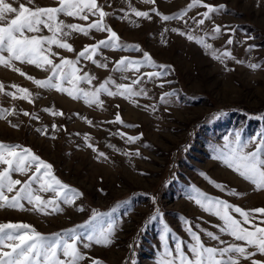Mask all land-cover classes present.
Instances as JSON below:
<instances>
[{
	"label": "rangeland",
	"instance_id": "1",
	"mask_svg": "<svg viewBox=\"0 0 264 264\" xmlns=\"http://www.w3.org/2000/svg\"><path fill=\"white\" fill-rule=\"evenodd\" d=\"M97 2L111 14L105 17V23L117 33L120 41L138 45L141 51L101 49L95 59L106 63L107 67H97L82 59L80 65L96 77L93 85L98 86L108 77L118 84L130 83L135 78L133 72L113 71L115 62L121 57L142 59L144 52L149 53L156 65L165 67H142L140 72L163 71L165 75L152 81L145 77L142 84L135 86L147 92L146 96L134 97L135 104L118 95L101 94L103 104L97 107L55 90L38 88L19 73L0 66V83L5 92L15 93L12 85H16L28 89L33 96V102L29 103L0 94V109L15 113L0 119V143L31 149L53 166L57 178L83 194L71 206L61 204L63 211L56 214L0 209V223H28L38 232L49 235L83 224L93 210L109 213L105 219L111 218L116 224L113 242L107 247H81V251L102 264H156L158 252L163 251L159 237L165 224L184 241L189 237L181 217L191 222L194 231H199L196 227L199 225L201 229L219 234L214 225L221 222L187 198L191 186L244 210L264 208V190H254L253 185L213 159L210 147L222 146L224 137L236 130H241L242 139L264 132V0H202L212 6L224 5L220 12L210 14L211 19L205 20L203 25L195 22L203 18L201 14L207 10L203 7L192 8L182 19L164 21L156 14L172 16L187 8L191 0H154L151 4L143 0ZM19 3H26L28 7L58 6L57 0H33L32 4L19 0ZM14 6L18 7V3ZM131 8L148 12L149 18L136 17ZM59 19L87 26L97 17L89 16L84 21L61 15ZM217 25L221 33L212 39V29ZM181 32L185 35H180ZM41 34L49 35L47 29ZM188 34L203 37L213 49L229 51L243 63L232 59L221 63L213 59L202 45L189 40ZM106 37V32L94 30L89 36L73 33L68 42L74 52L55 47L53 51L75 59L85 45ZM229 39L233 41L231 44L227 43ZM53 59L59 63V59ZM13 64L36 79H45L48 75L34 65L18 61ZM250 64L260 67L254 70ZM161 84L163 87L159 86ZM163 93L172 95L161 102ZM44 109L63 115H52ZM24 112L36 118L25 116ZM117 114L122 124L112 122ZM85 135L90 138L87 142ZM129 136L140 139L128 143ZM88 143L97 151L87 147ZM137 152L139 155H135ZM99 153L104 155L99 156ZM201 173L240 195L221 192ZM13 178L23 181L27 176L14 175ZM42 195L47 199L52 194ZM25 207L31 206L25 202ZM157 211L159 215L150 220ZM233 215L240 219L238 214ZM200 235L207 246L217 244L202 232ZM221 239L232 240L227 235H221ZM169 244L172 245L171 238ZM254 258L264 261V256ZM82 264H91V260L86 259ZM241 264H250V261L242 260Z\"/></svg>",
	"mask_w": 264,
	"mask_h": 264
},
{
	"label": "snow or ice",
	"instance_id": "2",
	"mask_svg": "<svg viewBox=\"0 0 264 264\" xmlns=\"http://www.w3.org/2000/svg\"><path fill=\"white\" fill-rule=\"evenodd\" d=\"M56 7H28L26 3H19V0H0V66L10 68L24 76L38 88L55 90L62 94H67L74 100H83L88 105L101 107L103 101L101 94L108 96H121L135 104L133 99L138 96H146L144 88L135 86L144 82L158 79L165 75L163 71H150L141 73L142 67L160 68L165 66L156 65L149 53L144 52L142 59H132L121 57L115 62L113 71L121 73L133 72L135 78L130 83H115L111 77L106 78L98 86L93 85L95 76L85 71L80 61L86 60L97 67H107L95 59L100 55L101 49L110 50H132L141 51L138 45H126L120 41V37L111 27L105 23V17L111 15L103 10L104 6L97 0H57ZM144 3H154V0H143ZM18 3V7L14 4ZM33 0H27V4H32ZM131 7V6H129ZM195 7L207 9L203 12L202 19L195 21L198 25H203L205 20L211 19L213 13H218L224 9V5L212 6L202 3V0H191L187 8L172 16L160 15L164 21L172 19H182L189 10ZM136 17L149 18L148 12L138 11L131 8ZM152 11H156L152 9ZM67 16L87 21L89 16L97 19L82 26L76 23H66L59 17ZM125 13V18H127ZM47 29L49 35L41 34ZM106 32V39L97 41L95 44L85 45L76 54L75 59L60 56L53 51V47L74 52L72 44L68 38L73 33L89 36L91 31ZM177 31V29H172ZM31 33L32 35H28ZM221 33L219 25L212 29L211 38L215 39ZM180 35H185L181 32ZM189 40H195L202 45L213 59L224 62L226 59L235 60L236 63H243L236 60L229 51L221 52L213 49L211 44L205 42L203 37H194L188 34ZM233 41L229 39L228 44ZM250 50V49H247ZM7 53V56L4 55ZM53 58L59 59L56 63ZM106 59V58H105ZM13 61L21 64L34 65L37 69L48 73L45 79H36L15 67ZM250 68L260 67L257 64H250ZM122 79H129L122 76ZM82 84L89 85L88 88L81 87ZM68 85V86H65ZM163 87V84L159 85ZM16 92H5L4 85L0 83V94L12 97V99H22L29 103L33 102L31 92L23 87L12 85ZM115 88V91L112 90ZM17 93L19 95H17ZM172 93H163L160 101ZM147 107V106H145ZM153 109L155 106H152ZM52 115H63V113L52 109H44ZM15 114L9 109H0V119H5L9 115ZM23 115L35 119L33 114L24 112ZM91 124V121H86ZM116 123H123L120 115L115 117ZM15 126V125H13ZM131 127V125H127ZM53 129L56 125L52 126ZM38 131H41L38 129ZM123 137L124 133H120ZM85 141L90 138L85 135ZM139 136L127 137L128 143L139 140ZM87 147L95 149L88 143ZM213 153L212 158L220 161L227 168L236 173L244 181L254 186V190H264V132L258 133L247 139H242L241 130H236L231 136L224 137L222 146H210ZM99 153V156H103ZM128 155V153H125ZM139 155V153H135ZM14 175L27 176V179H14ZM202 176L221 192L227 191L228 195H240L234 189H227L223 184L216 183L201 173ZM51 193L49 198L42 194ZM12 194V195H9ZM83 194L78 190L64 184L53 172V166L34 154L31 149L24 148L18 144L0 143V209L8 208L17 211H31L36 214L49 215L63 211L61 204L73 205L75 200ZM188 199L193 201L203 212L216 217L221 223L214 225L218 228V233L196 227L199 231H194L191 222L181 217L184 231L189 240L184 241L165 224L160 234V241L163 251L158 252L156 264H241V261H250V264H264V261L255 259L257 255L264 256V208L244 210L226 200L208 195L196 186H191ZM25 202L30 208L25 207ZM77 211H84L77 208ZM233 213L238 214L237 219ZM256 214H259L258 216ZM159 215L157 211L149 219H155ZM109 213L92 211L90 218L83 224L74 228L62 230L61 232L44 235L38 232L35 227L23 222L0 223V264H82L86 259L91 260V264H102V261L86 256L83 249H90L93 245L103 247L109 246L113 240L115 222L109 218ZM247 225V227L245 226ZM203 233L210 241H216L215 246H207L201 238ZM221 235L232 238L231 242L221 239ZM172 245L169 244V239ZM242 242V243H238ZM131 247V245H130ZM249 249H252L250 251Z\"/></svg>",
	"mask_w": 264,
	"mask_h": 264
},
{
	"label": "trees",
	"instance_id": "3",
	"mask_svg": "<svg viewBox=\"0 0 264 264\" xmlns=\"http://www.w3.org/2000/svg\"><path fill=\"white\" fill-rule=\"evenodd\" d=\"M186 101H187V99H186Z\"/></svg>",
	"mask_w": 264,
	"mask_h": 264
}]
</instances>
